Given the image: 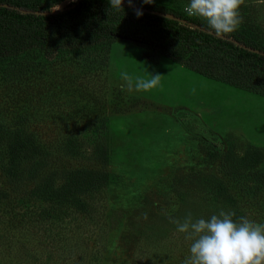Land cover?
<instances>
[{"label":"rangeland","instance_id":"obj_1","mask_svg":"<svg viewBox=\"0 0 264 264\" xmlns=\"http://www.w3.org/2000/svg\"><path fill=\"white\" fill-rule=\"evenodd\" d=\"M153 3L186 15L188 0ZM240 12L238 29L264 45V0H244ZM149 53L124 39L51 59L34 50L0 66V125L24 122L62 167L95 166L90 135L109 146L108 183L88 217L53 222L45 201L26 199L34 181L17 194L0 175V264H182L191 241L165 215L173 204L176 218L223 208L264 223V97ZM149 72L161 79L148 91L122 79ZM71 134L84 137L83 157L59 150ZM220 183L233 203L214 193Z\"/></svg>","mask_w":264,"mask_h":264},{"label":"trees","instance_id":"obj_2","mask_svg":"<svg viewBox=\"0 0 264 264\" xmlns=\"http://www.w3.org/2000/svg\"><path fill=\"white\" fill-rule=\"evenodd\" d=\"M62 2L0 0V66L34 50L51 59L59 52L77 54L126 39L151 52L147 56L152 61L163 56L207 79L264 97V45L249 31L217 35L195 17L143 0H133L131 6L123 0L120 11L109 8L108 0H75L54 10ZM134 8L143 15L137 17ZM80 135H68L61 143L59 150L66 157L84 156L87 147ZM102 138L95 134L94 139L91 135L87 139L88 159L95 166L62 167L53 161L52 150L39 134L29 131L24 122L14 128L0 125V175L17 194L34 181L24 193L26 199L45 201L49 205L45 215L53 222L69 213L88 217L94 195L106 187L109 178V146ZM214 193L233 203L222 183ZM7 197L0 188V202Z\"/></svg>","mask_w":264,"mask_h":264},{"label":"clouds","instance_id":"obj_3","mask_svg":"<svg viewBox=\"0 0 264 264\" xmlns=\"http://www.w3.org/2000/svg\"><path fill=\"white\" fill-rule=\"evenodd\" d=\"M109 8L123 10V0H108ZM151 4L153 0H143ZM244 0H188L184 11L189 17L201 20L209 31L217 35L231 34L243 23L240 8ZM131 6L133 0H128ZM137 17L142 16L140 9L134 8ZM127 88L148 91L155 88L161 74L149 72L148 78L122 74ZM179 206L172 205L165 211L169 221L176 226L185 239L191 241L188 255L182 264H264V223H257L247 216H239L234 210L221 208L208 218L194 217L189 211L183 218L171 213ZM145 219L147 214H144Z\"/></svg>","mask_w":264,"mask_h":264},{"label":"water","instance_id":"obj_4","mask_svg":"<svg viewBox=\"0 0 264 264\" xmlns=\"http://www.w3.org/2000/svg\"><path fill=\"white\" fill-rule=\"evenodd\" d=\"M64 6H61L59 8H55L54 10H57V9H61L63 8ZM158 15H163V16H166V17H169V18H174L172 15H167V14H162V13H159V12H156ZM249 50L253 51V52H258L257 50H254V49H251L249 48Z\"/></svg>","mask_w":264,"mask_h":264}]
</instances>
